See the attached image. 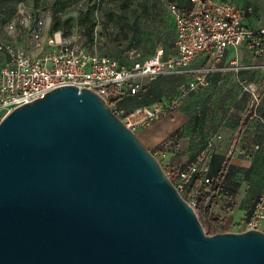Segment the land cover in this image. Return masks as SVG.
Listing matches in <instances>:
<instances>
[{
	"label": "water",
	"instance_id": "1",
	"mask_svg": "<svg viewBox=\"0 0 264 264\" xmlns=\"http://www.w3.org/2000/svg\"><path fill=\"white\" fill-rule=\"evenodd\" d=\"M0 264H264V234L206 235L109 106L63 86L0 120Z\"/></svg>",
	"mask_w": 264,
	"mask_h": 264
},
{
	"label": "built area",
	"instance_id": "2",
	"mask_svg": "<svg viewBox=\"0 0 264 264\" xmlns=\"http://www.w3.org/2000/svg\"><path fill=\"white\" fill-rule=\"evenodd\" d=\"M188 4L191 8L187 11L178 9L172 3L165 4L174 33L171 53L164 56L162 49L157 47L152 56L140 59L139 53L130 49L123 54L129 58L128 66L108 56L85 50L75 33L62 36L57 31L46 35L44 23L18 7L20 15L14 22L6 24L5 30L12 35L15 26L29 25V45L35 51L27 53L0 41V53L6 56L0 67V120L13 109L63 86L88 90L104 103L109 91L118 93L123 90L133 95L142 81L185 74L189 72L188 67L194 60L205 58L207 63L204 66L191 71L194 76L186 84V89H181L179 95L167 105L138 107L127 114L111 109L122 125L135 134L161 119L167 107H175L187 92L205 87L207 75L217 70L216 66L226 49L242 47L253 55L259 56L262 53L264 26L251 30L241 23L244 16L251 13L250 7L238 8L229 0H188ZM227 66L234 73L243 69L264 70V64L244 67L236 58L229 60ZM212 149V144L207 143L182 170L174 173L173 180L167 171H163L181 198L193 178H200L203 185L213 180L207 176ZM186 203L193 212L196 211L193 201ZM239 231H258L264 234V183Z\"/></svg>",
	"mask_w": 264,
	"mask_h": 264
},
{
	"label": "rangeland",
	"instance_id": "3",
	"mask_svg": "<svg viewBox=\"0 0 264 264\" xmlns=\"http://www.w3.org/2000/svg\"><path fill=\"white\" fill-rule=\"evenodd\" d=\"M5 1L9 10L6 13L10 15H3L2 20L6 18L9 21L15 20L20 15L18 9L21 8L22 12L34 13L35 19L44 23V33L49 35V24L55 18L57 31L62 36L75 33L82 44L87 42V39L84 22L82 21V24L79 21L82 18L92 21L94 24L91 31L93 44L91 52L115 58L124 66L129 65V58L123 55L128 48L149 55L156 47L167 48L171 41L169 20L161 3L163 0H155V2L154 0L149 2L146 0ZM240 2L251 7V16L259 23L264 24V0H240ZM65 20H68V23ZM28 29L29 25L26 27L15 26L12 31L15 40L25 47L28 45ZM237 51L244 57L241 63L244 67L249 65L257 67L264 64V42L262 53L259 56L253 55L246 48H240ZM248 58L249 60L256 59V61L250 62ZM216 69V74L212 72L207 75L205 87L197 88L193 91L195 93L183 96L175 107H167L162 116L166 121L172 115L178 118L181 115L185 119L184 123L174 132L175 138H170L171 144L167 146L162 144L158 146V149L156 148V151L152 150L153 154H151L158 164L161 163L159 165L161 169L170 174L172 180L175 170L185 164L187 160L185 157L175 155L177 162L165 166L160 159L159 153L162 151H159V148H163L166 152H173L178 146V139H181V144L186 143L188 139L191 147L202 144L204 139L205 144H212L213 153L234 146L243 148L249 155L256 154L260 149L261 152H264V80L262 81L264 72L237 75L227 66V63L220 62ZM159 80L167 88L162 98L164 103H160L166 105L181 89H186V84L191 81L184 73L163 76ZM175 90H177L176 95L174 94ZM167 139L168 137L164 138L165 141ZM255 176L262 179L261 188L264 183V156L259 159ZM233 206L234 204L226 207L224 203L220 202H216L212 206L213 215L221 220L222 233L240 232L241 211L237 208L233 210ZM194 213L203 232L208 236L214 235L206 228L205 218L200 212L195 211Z\"/></svg>",
	"mask_w": 264,
	"mask_h": 264
},
{
	"label": "trees",
	"instance_id": "4",
	"mask_svg": "<svg viewBox=\"0 0 264 264\" xmlns=\"http://www.w3.org/2000/svg\"><path fill=\"white\" fill-rule=\"evenodd\" d=\"M147 1L149 2L150 0H146V2ZM166 1L167 0H163V2H161L163 6L165 5L164 2ZM186 1L188 2V0ZM5 7L7 8L6 1L0 0V9L5 8ZM31 15L35 19L36 15H34V13H31ZM65 21L68 23V20H65ZM82 21L84 22V24L82 23ZM79 22H81L85 26V35H86L87 42H84L83 46L85 50L91 52V47L93 45L92 39H91V31H92L94 23L92 21H87L84 18H82V20H80ZM130 29L133 32V29L131 27ZM48 32H49V35L57 32V22L55 18L51 20L49 24ZM132 32H131V36H132ZM172 41H170V43L168 44V47L165 49H163L161 46L159 47L163 49V52L164 50H167V49L169 50L171 48ZM130 49L135 50L133 48H128L127 50H130ZM155 49L149 55H144L142 52L138 50H135V51L139 53L140 59H145V58L152 56L154 54ZM100 55H103V54H100ZM259 72L262 73L264 72V70H261V69L239 70L234 74L241 75L243 73L253 74V73H259ZM160 77H163V76L156 77L152 81H145V80L142 81L140 83V88L133 95H130L126 93V91H123V90H121L118 93H113V91H109L106 104L109 107H111L110 110L112 108H115L127 114V113H130L135 108L148 107L156 102H162V98L167 88H165V86H163L164 83L161 82V80H159ZM263 80H264V75H263L262 81ZM191 93H195V92H188L186 95H189ZM174 94L175 95L177 94V90H175ZM178 95H179V92L176 96H174V98H176ZM179 140L181 139H178L177 141ZM206 144L203 139L202 144H199L197 146L195 145V147H191L189 144V140L187 139L186 147L183 150L184 156L185 158H187L186 160L188 161L192 159L199 151H201L206 146ZM225 150L226 148L225 149L223 148L221 151L217 153L216 152L211 153L209 163H208L207 176L211 177L213 180L208 185H203L200 178H193L191 182L186 186L183 194L181 195L184 201L186 202L193 201L195 203L196 211H199L200 214L205 218V221L207 223L206 228L212 234L223 232V227L221 226V220L218 219L217 216H214L213 212L211 211L212 206L216 204L217 200H219V202H225L226 207L230 206L239 188L243 187L245 188V190H247L248 194H256L254 197L255 199L253 201L254 203L257 198V191L260 188V185L262 182L261 178H259L258 176H255L257 174V167L259 164V159L264 156V152L260 151L261 149L258 152H256V154H252V155H249L245 151L249 155L250 159L252 160V168L250 169L248 173L240 172L231 165L228 166L226 164Z\"/></svg>",
	"mask_w": 264,
	"mask_h": 264
},
{
	"label": "crops",
	"instance_id": "5",
	"mask_svg": "<svg viewBox=\"0 0 264 264\" xmlns=\"http://www.w3.org/2000/svg\"><path fill=\"white\" fill-rule=\"evenodd\" d=\"M229 1L231 3H233L238 8L249 7V6L241 4L240 0H229ZM164 3L165 4L166 3L175 4L178 9L183 10V11H187L191 8V6L188 4V2L186 0H167ZM163 9L167 15L168 20H169V24H170V28H171V41H172L173 37H174V33L172 30L173 28H172V24H171V19H170V16L168 15L167 11L165 10V5L163 6ZM8 11L9 10L6 7L0 9V41L6 45H9L10 47H12L14 49L15 48L16 49L23 48V50H24V48H25V51L27 53L34 52L35 50L33 48H31L29 45V32L27 34L28 45L26 47H25V45L21 44L20 42H17V40H15V38L11 34L6 32L5 25L10 23V22L15 21V20L9 21L7 18L2 20L4 18L3 15H6V14L10 15L9 13H6ZM251 12H252V8H251ZM251 14L252 13L244 16V18L241 21L242 25L248 29H251V30H257V29L263 27L264 24L259 23V21L255 18H253L251 16ZM30 28L28 29L29 31H30ZM172 43H173V41H172ZM172 43H171V48H170L171 50L169 49L170 51L168 49L164 50V52H163V54L165 53L164 56L171 53ZM240 48H242V47H240ZM240 48H237L236 50H232L230 48L226 49L224 52V56H223L222 60L220 61V63H228V61L231 60L232 58H236L237 62L239 64H241L243 62L244 57H243V55L241 56L240 54H238L237 50ZM162 51H163V49H162ZM5 58H6L5 54L0 53V67L2 66L3 62L5 61ZM248 60H249V58H248ZM249 61L255 62L256 59H253V60L250 59ZM206 63H207L206 59L202 58V57L194 60L188 67L189 72L185 73L186 77H188L189 79H192V77L194 75L191 74V71H194V70L204 66ZM160 103H164V102H156V103H154L148 107H154L156 105H159ZM177 115H179V114H177ZM184 121H185V119L181 115H179V118L176 117L175 115L169 116L167 121L165 120V118L164 119L161 118V119L155 121L149 127L137 131L134 135L136 136L138 141L142 144V146L146 150H148L151 154H153L152 150L156 151V148L158 149V146H160L162 144L164 146L171 144L172 141L170 138H172V139L174 138V136H173L174 132H176V130L181 126L182 123H184ZM166 137H168L167 140L169 142L167 140L166 141L164 140V138H166ZM180 141L181 140H179L177 142L178 146L175 147L176 149H174L173 152H171V151L166 152V151H164L163 148H159L160 149L159 151H162V153H159L160 159H162V163H164L165 166H169V165L175 164L177 162V158L175 157V155L181 156L182 158L185 157L183 150L186 147V143L181 144ZM181 145H182V147H181ZM180 153H181V155H180ZM225 158H226V164L228 166L233 164V167L240 172H247L248 173L250 171V169L252 168V160L250 159L249 155L245 152V150H243L242 148H240L238 146L229 147L226 150ZM185 159H187V158H185ZM192 159L188 160L185 164H182L181 166H179V168L176 169L174 173H176L179 170H182L186 166V164L189 161H191ZM159 165H161L160 162H159ZM259 191H260V188L257 191V195H258ZM255 195L256 194H248L247 190H245V188L242 187V188H239V190L237 191V194L233 198L232 204L230 206H232L234 204L233 210H234V208H237L241 211V215H240V219H239L241 222H243V220L249 215L250 210H251V205L255 199L254 198ZM217 202H219V200H217ZM220 203L225 204V202H220ZM230 206H227V207H230ZM233 210L230 209V211H233ZM211 211H212V209H211ZM231 215H232V212L230 214V217H231Z\"/></svg>",
	"mask_w": 264,
	"mask_h": 264
}]
</instances>
